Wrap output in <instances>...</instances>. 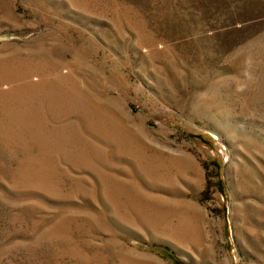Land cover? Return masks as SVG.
I'll use <instances>...</instances> for the list:
<instances>
[{
	"label": "rangeland",
	"instance_id": "374dc122",
	"mask_svg": "<svg viewBox=\"0 0 264 264\" xmlns=\"http://www.w3.org/2000/svg\"><path fill=\"white\" fill-rule=\"evenodd\" d=\"M0 264H264V0H0Z\"/></svg>",
	"mask_w": 264,
	"mask_h": 264
}]
</instances>
